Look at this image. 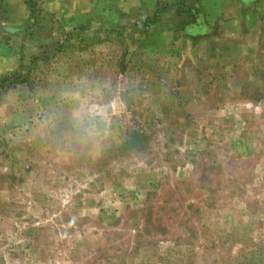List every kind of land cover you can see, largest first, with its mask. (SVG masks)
I'll use <instances>...</instances> for the list:
<instances>
[{
    "label": "rangeland",
    "instance_id": "rangeland-1",
    "mask_svg": "<svg viewBox=\"0 0 264 264\" xmlns=\"http://www.w3.org/2000/svg\"><path fill=\"white\" fill-rule=\"evenodd\" d=\"M0 68V264H264V0H0Z\"/></svg>",
    "mask_w": 264,
    "mask_h": 264
},
{
    "label": "crops",
    "instance_id": "crops-1",
    "mask_svg": "<svg viewBox=\"0 0 264 264\" xmlns=\"http://www.w3.org/2000/svg\"><path fill=\"white\" fill-rule=\"evenodd\" d=\"M14 62H15V61H14V60H12V62H11V65H10V66H13V67H14V64H15ZM2 67H3V68L7 67V64L3 63V64H2ZM0 71L2 72L3 70L0 68Z\"/></svg>",
    "mask_w": 264,
    "mask_h": 264
}]
</instances>
